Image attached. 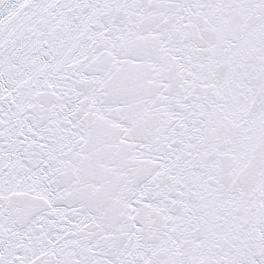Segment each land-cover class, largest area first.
I'll return each mask as SVG.
<instances>
[{"label": "snow or ice", "instance_id": "1", "mask_svg": "<svg viewBox=\"0 0 264 264\" xmlns=\"http://www.w3.org/2000/svg\"><path fill=\"white\" fill-rule=\"evenodd\" d=\"M0 264H264V0H0Z\"/></svg>", "mask_w": 264, "mask_h": 264}]
</instances>
